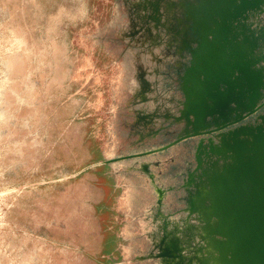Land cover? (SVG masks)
<instances>
[{"label": "rangeland", "instance_id": "rangeland-1", "mask_svg": "<svg viewBox=\"0 0 264 264\" xmlns=\"http://www.w3.org/2000/svg\"><path fill=\"white\" fill-rule=\"evenodd\" d=\"M263 136L264 0H0V264L232 263Z\"/></svg>", "mask_w": 264, "mask_h": 264}, {"label": "water", "instance_id": "water-1", "mask_svg": "<svg viewBox=\"0 0 264 264\" xmlns=\"http://www.w3.org/2000/svg\"><path fill=\"white\" fill-rule=\"evenodd\" d=\"M259 149L249 150L250 164H240L230 172L223 193L213 201V211L223 221L219 234L226 237L224 251L229 264H264V136Z\"/></svg>", "mask_w": 264, "mask_h": 264}]
</instances>
